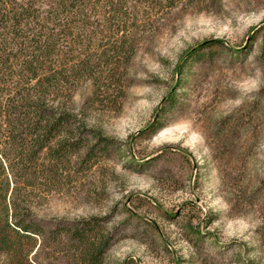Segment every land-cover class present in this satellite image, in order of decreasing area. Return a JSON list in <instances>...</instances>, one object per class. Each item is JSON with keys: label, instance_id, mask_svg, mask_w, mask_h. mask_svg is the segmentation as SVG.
Listing matches in <instances>:
<instances>
[{"label": "rangeland", "instance_id": "374dc122", "mask_svg": "<svg viewBox=\"0 0 264 264\" xmlns=\"http://www.w3.org/2000/svg\"><path fill=\"white\" fill-rule=\"evenodd\" d=\"M86 120L88 177L38 206L46 226L97 221L101 264H264V0L154 16L120 107L89 103Z\"/></svg>", "mask_w": 264, "mask_h": 264}, {"label": "trees", "instance_id": "16d2710c", "mask_svg": "<svg viewBox=\"0 0 264 264\" xmlns=\"http://www.w3.org/2000/svg\"><path fill=\"white\" fill-rule=\"evenodd\" d=\"M184 1L0 0V264H53L59 247L101 264L97 221L46 226L36 209L87 179L89 103L120 107L138 34Z\"/></svg>", "mask_w": 264, "mask_h": 264}]
</instances>
